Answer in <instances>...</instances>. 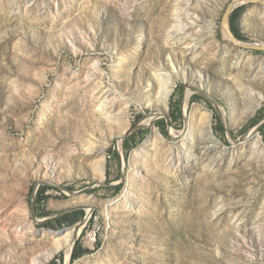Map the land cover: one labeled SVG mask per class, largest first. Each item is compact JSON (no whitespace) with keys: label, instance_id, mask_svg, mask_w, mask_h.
<instances>
[{"label":"rangeland","instance_id":"1","mask_svg":"<svg viewBox=\"0 0 264 264\" xmlns=\"http://www.w3.org/2000/svg\"><path fill=\"white\" fill-rule=\"evenodd\" d=\"M232 1L0 0V264H33L54 246L44 232L84 222L69 261L60 251L46 264H264V161L249 159L252 134L264 144V101L253 104L264 54L223 31ZM243 6L239 42L264 45V5ZM185 12L197 25L178 32ZM168 59L187 80L141 125ZM103 86L127 126L97 111ZM206 112L218 146L198 138ZM183 135L204 149L176 168ZM90 147L104 152L101 181ZM78 197L92 200L89 217ZM126 197L129 207L103 211ZM68 211L83 216L57 221ZM77 245L85 254L73 260Z\"/></svg>","mask_w":264,"mask_h":264},{"label":"bare ground","instance_id":"2","mask_svg":"<svg viewBox=\"0 0 264 264\" xmlns=\"http://www.w3.org/2000/svg\"><path fill=\"white\" fill-rule=\"evenodd\" d=\"M253 1H255V3L258 2V3H262L264 5V0H253ZM187 19H190L188 12H185L183 16H180V15L177 16V23L175 24L174 28L177 29L178 32H183V33L187 32L188 30H194V28L197 25V22L195 20H192L191 26H189L188 24L184 23V21H186ZM185 34L188 35V33H185ZM167 61H168L167 62L168 65L170 66V68L167 72H165V73H162L161 71H155L154 72V76H155V79L157 82V87H158V94H157L158 104L156 107L157 110L155 113H153V116H150V117L143 119L142 122L140 123L141 125L149 126L154 118H160L159 116H162L163 113H165L168 110L169 97L173 91L174 86L176 85V81L178 79H180L183 82H185L187 80L186 79L187 75H186L185 71L182 70L181 68L176 67L173 63V59H168ZM259 65L261 66V68L263 70L262 74L264 77V61H263V59L259 63ZM97 70H98V68H97ZM242 88L245 89L243 86H242ZM255 97L256 98H254L255 100L253 102L254 107H255L254 109L259 107L261 105V103L264 101V97L261 96V94L257 95V96L255 94ZM114 98H115V94L113 92H111V89L105 88L104 86L101 87L99 96L97 97V99L99 101L98 106H97V111L101 115H103L108 121L118 122L119 126L120 125L121 126H127L128 123L126 121L123 122L122 120H119V119L117 120V119L113 118V116H112L113 112L115 111ZM252 108L250 110V113H252L254 111V109H252ZM207 118H208L207 112L202 114V118L200 120L202 121V124L204 126L202 127L201 130H199L198 138L200 140L201 138L206 137V139L208 140V143H210L214 146H218L220 143H219V141L216 140L214 133H213V129H212L211 125H209V121L207 122ZM124 131H125V129H122L121 133H119L117 135L119 146H122ZM254 134H252V137H251V148H250V156H249V159L253 164H255V161L257 163H260V161H264V144L261 142L259 136H257V135L255 136ZM159 135L160 134H159L158 130L154 128L152 131V136L154 137L155 140L161 142ZM101 139H102V141H104L103 146L105 147L107 145L106 140L108 139V137L107 138H101ZM194 144H195V137H193V136L187 137V135H183L181 142H180V146H178L175 150H171V160H172L171 162L176 168H179L180 166L188 163L189 159H191L194 163L198 162V158L196 157L195 153L198 149H199L198 151L203 150L204 146H203V144H201L202 145L201 146L198 143H196L198 146L195 149ZM104 147H102V148H104ZM87 153H90L92 155V157L95 158V161L92 165V169L96 173V176L98 177V179L100 181L103 180L104 174H105V163H104L105 159H104L103 149H101V148L95 149V148L90 147V148H87ZM138 153L135 152L134 156H136ZM47 174L48 173L45 172L44 176H46ZM50 174L53 175V171H51ZM131 175L132 174L130 173V176ZM0 181L3 182L2 180H0ZM5 183H7V182H5ZM75 201L76 202L73 204V206L76 208H78V207L83 208L87 212V215L89 217L93 211L92 200L91 199L87 200L83 197H78L75 199ZM113 205H117L118 207H120V206L121 207L122 206L129 207V202H128L127 197L126 198H120L119 200H117L116 204H113L112 201L106 202L103 206V211L104 212L109 211V208ZM84 226H85V222L81 223V225H79L78 229H76L75 227H71V228L65 229V230L60 231V232H53V231L44 232V235L48 234L49 236H51L55 239L54 246H53V248L49 249L48 251L41 253L39 256H36L35 258L33 257L31 262L33 264H46L52 259V257L56 253H58L60 251L64 252L66 262H68L69 258H70V253H71L73 242L79 236V234L82 231Z\"/></svg>","mask_w":264,"mask_h":264},{"label":"water","instance_id":"3","mask_svg":"<svg viewBox=\"0 0 264 264\" xmlns=\"http://www.w3.org/2000/svg\"><path fill=\"white\" fill-rule=\"evenodd\" d=\"M252 3H255L253 0H233L227 7V9L225 10L223 16H222V20H221V26H222V29L223 31L225 32V34L231 39V41L237 45L239 48H242V49H246V50H251V51H259V52H264V45H259V44H247V43H241L239 42V40H237L235 38V36L233 35V33L231 32L230 30V27H229V17L231 15V13L243 6V5H247V4H252ZM214 108L217 112V114L219 115V110L217 108V106L214 104ZM140 126L139 125H136L134 127V129H137L139 128ZM129 132V131H128ZM127 132V133H128ZM66 213H71V212H66ZM65 214V213H64ZM62 231V230H61ZM70 259V258H69Z\"/></svg>","mask_w":264,"mask_h":264},{"label":"trees","instance_id":"4","mask_svg":"<svg viewBox=\"0 0 264 264\" xmlns=\"http://www.w3.org/2000/svg\"><path fill=\"white\" fill-rule=\"evenodd\" d=\"M244 9H245V6H241V7L237 8V9H235L231 13V15L229 17L230 30H231V32L233 33V35L235 36V38L237 40L242 39V36L240 35L239 30H238L237 27H238V24H239V21H240V17L242 15V12H243ZM263 54H264V52H263ZM77 214L80 215L81 217L83 216L82 213L79 214L77 212H72V213H68V214L58 218L57 221H59L61 224H64V223L65 224H71L74 221H76L74 219V217H76ZM83 254H85V251L82 250L79 245H77L75 247L74 252H73L72 259L75 260V259L81 257Z\"/></svg>","mask_w":264,"mask_h":264}]
</instances>
